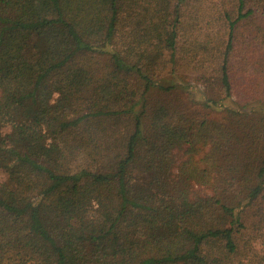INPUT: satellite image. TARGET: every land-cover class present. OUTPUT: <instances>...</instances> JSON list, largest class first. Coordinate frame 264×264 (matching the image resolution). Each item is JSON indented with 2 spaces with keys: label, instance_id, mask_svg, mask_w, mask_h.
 <instances>
[{
  "label": "trees",
  "instance_id": "trees-1",
  "mask_svg": "<svg viewBox=\"0 0 264 264\" xmlns=\"http://www.w3.org/2000/svg\"><path fill=\"white\" fill-rule=\"evenodd\" d=\"M0 264H264V0H0Z\"/></svg>",
  "mask_w": 264,
  "mask_h": 264
},
{
  "label": "rangeland",
  "instance_id": "rangeland-1",
  "mask_svg": "<svg viewBox=\"0 0 264 264\" xmlns=\"http://www.w3.org/2000/svg\"><path fill=\"white\" fill-rule=\"evenodd\" d=\"M174 69V66L170 64L168 68H166V72L162 74L161 81L168 83L170 78L169 72ZM178 74L175 76V81L179 83H183L184 86H188L186 91L175 90L170 94L168 93L165 97L174 98L175 100L184 99L189 106L195 107L197 109H202L206 113L210 115L212 118L223 119L227 114L225 113V109L221 108H204L202 107V99L203 93L201 91L204 90V87L201 86V71L198 72L194 70L192 67L182 66L178 67ZM167 77V78H166Z\"/></svg>",
  "mask_w": 264,
  "mask_h": 264
}]
</instances>
